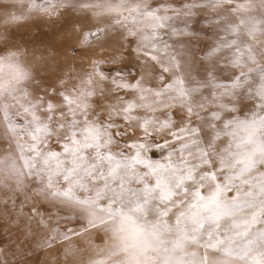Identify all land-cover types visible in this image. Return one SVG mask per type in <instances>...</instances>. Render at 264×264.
I'll use <instances>...</instances> for the list:
<instances>
[{
    "label": "snow or ice",
    "instance_id": "6c2138e0",
    "mask_svg": "<svg viewBox=\"0 0 264 264\" xmlns=\"http://www.w3.org/2000/svg\"><path fill=\"white\" fill-rule=\"evenodd\" d=\"M243 2L225 0L238 17L227 25L219 13L204 14L205 0H28L29 12L53 22L47 32L40 25L21 32L24 17H11L18 28L0 33V93L37 85L32 104L0 113V172L9 177L0 186V233L16 234L17 264L75 258L70 241L93 230L119 243L93 245L89 264H264V47L255 34L238 38ZM115 8L126 9L110 20L123 29L122 51L110 63L91 62L75 97L57 86L58 72L40 74L55 41L79 32L81 48L70 50L88 49L105 35L93 17ZM37 45L48 55L32 52ZM22 55L33 56L31 68ZM88 101L104 111L95 123ZM58 104L66 122L56 119ZM90 123L118 147L99 156L90 155L98 146L81 148L77 167L66 158ZM150 123L168 134L156 139ZM53 159H65L64 168L42 170ZM5 242L0 234V256Z\"/></svg>",
    "mask_w": 264,
    "mask_h": 264
},
{
    "label": "rangeland",
    "instance_id": "374dc122",
    "mask_svg": "<svg viewBox=\"0 0 264 264\" xmlns=\"http://www.w3.org/2000/svg\"><path fill=\"white\" fill-rule=\"evenodd\" d=\"M91 3H116L117 0H90ZM146 2V0H145ZM205 3L209 6L208 11L205 12V15L211 16L213 13L221 14V17L224 21V24L227 25L230 20H234L238 17L230 15L227 13L226 9L229 7L225 3V0H218L213 7L214 0H205ZM28 0H0V33L6 31H11L12 29L18 28L17 22H12L11 17L13 15L24 17L23 21L20 23L23 24V27H19V31H25V28H31L32 32L36 31V25H40L44 28V31L53 30V22L50 21L46 16L42 15L40 12H29L27 10ZM242 9H246L244 13V28L241 30L239 39L249 41L251 40L253 34L256 35V38L261 42L260 46L264 47V5L261 4V0H244L240 4ZM89 11H92L89 9ZM126 9L115 8L110 12H101L99 15L94 16L92 23L94 25H99L101 28L105 29V35L93 40L92 45L88 49H81L76 53H73L70 50L71 46H75L78 49L81 48L79 43L80 33L76 32L74 34H69L65 42L60 44L58 41H55L58 44V50L56 55L49 58L47 67L45 70L41 71L42 76H49L54 73H59L63 77L64 83L59 84L58 87L62 88L65 93L75 97L76 94L82 90L85 85L83 83L82 77L90 69L91 62L94 60L107 61L110 63L113 56L117 55L122 49L120 45L124 43V39L121 37V32L123 29L117 30L113 28L110 24V20L117 14H125ZM6 21H8L6 23ZM126 35V34H125ZM85 42H88L87 33L85 34ZM2 43V41H0ZM22 44L24 42H21ZM47 45H37L31 49L35 54L48 55ZM235 56V53H232ZM20 62L26 67L31 68L33 65V56H21ZM259 64L264 65V56H261L258 61ZM107 66V64L105 65ZM230 71L233 69H229ZM237 70L246 71V67H241ZM259 83V81H257ZM104 85L99 81L96 82L97 96L100 100L103 101V97L99 96V89ZM37 85L34 81L32 82H22L17 86L18 91L15 93H9L7 91L0 93V113L9 114V113H18L19 109L22 106L30 105L35 101ZM23 89L28 90V95L23 94ZM47 99V97H45ZM106 103V102H105ZM109 108L112 105H107ZM58 113L56 119L65 121L67 120V113L64 116H59V112L63 111L62 105H57ZM75 111H80L82 109L76 108ZM149 111H155V106H150ZM42 118L44 114H40ZM117 113H110V116H115ZM104 116V111L99 109V106L94 101H88V111L87 117L90 118L91 123H95L97 119H102ZM91 123L88 127V134L80 141H77L75 146L72 149L71 156L67 157L66 160L70 164H74L79 167L77 163L76 154L84 147L98 146L95 153H90V155L99 156L100 148H108L109 145L112 146V150H116L117 143L111 139L109 132L100 131L98 127H91ZM149 130L155 133L156 139L165 137L168 134V130L164 126L159 128L154 124L150 123L147 125ZM18 142H21L27 146L29 141L24 139L20 141L17 138ZM103 141V142H102ZM6 144V138L0 139V145ZM119 147H123L122 145ZM4 149L0 148V151ZM99 162V161H98ZM65 165V159H53L51 163L47 161L42 165L43 168H48L49 171L55 173L57 170H62ZM9 178L7 176V170L0 172V186L4 185V180ZM83 177L80 179L74 180L72 183L77 184L81 183ZM5 193L0 190V196H3ZM5 243L3 245L4 254L0 256V264H17L19 259L17 250L19 245L16 241V234L9 229H5L3 233ZM167 239H171V236H168ZM119 243V241L114 237H109L104 234L102 230H93L90 233H86L80 237H73L70 241V244L79 250L78 256L75 258L61 259L57 261V264H89V258L93 253V245L97 246H110Z\"/></svg>",
    "mask_w": 264,
    "mask_h": 264
}]
</instances>
